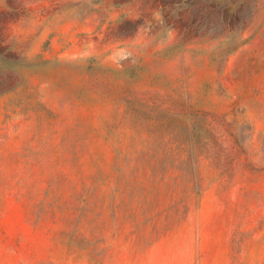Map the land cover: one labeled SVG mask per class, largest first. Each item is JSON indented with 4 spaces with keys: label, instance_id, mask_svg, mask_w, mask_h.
<instances>
[{
    "label": "rangeland",
    "instance_id": "obj_1",
    "mask_svg": "<svg viewBox=\"0 0 264 264\" xmlns=\"http://www.w3.org/2000/svg\"><path fill=\"white\" fill-rule=\"evenodd\" d=\"M0 264H264V0H0Z\"/></svg>",
    "mask_w": 264,
    "mask_h": 264
}]
</instances>
